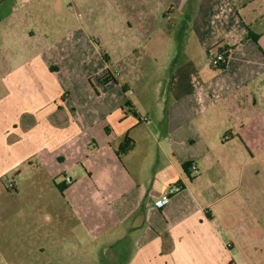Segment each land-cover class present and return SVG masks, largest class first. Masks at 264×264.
<instances>
[{
  "label": "crops",
  "instance_id": "0c3cea01",
  "mask_svg": "<svg viewBox=\"0 0 264 264\" xmlns=\"http://www.w3.org/2000/svg\"><path fill=\"white\" fill-rule=\"evenodd\" d=\"M30 1L0 0V48L25 52L0 70V182L52 183L75 231L126 264H257L262 232L229 216L250 195L222 204L264 158V0H138L136 46L169 66L156 97L135 94L113 69L115 47L80 28L39 45L22 23ZM177 184L164 209L152 205Z\"/></svg>",
  "mask_w": 264,
  "mask_h": 264
},
{
  "label": "rangeland",
  "instance_id": "374dc122",
  "mask_svg": "<svg viewBox=\"0 0 264 264\" xmlns=\"http://www.w3.org/2000/svg\"><path fill=\"white\" fill-rule=\"evenodd\" d=\"M138 5V0H32L22 23L35 29L41 46L52 44L74 28L99 40L103 50L105 42L113 45L112 66L120 78L135 94L150 91L156 97L157 84L166 82L169 66L149 64L146 50L137 48L136 18L143 9ZM148 19L150 25L157 21L154 16L148 15ZM4 46L0 48V61H4L1 71L6 59L13 61V68L25 60V52L15 53L7 43ZM27 50L34 56L40 48ZM149 73L151 76H146ZM251 169V180L247 179L241 191L226 198L222 206L249 194L251 200H246L245 206L230 209L231 225L235 223L237 229L246 225L251 235L259 230L264 236V158L255 160ZM7 184L6 179L0 182V264H126L127 255L117 257L105 242L92 240L79 228L75 231L79 222L59 204L60 194L52 183L39 181L35 191L29 185L23 189L24 183L19 191L9 190ZM252 260L264 264V250Z\"/></svg>",
  "mask_w": 264,
  "mask_h": 264
},
{
  "label": "built area",
  "instance_id": "2783aa9c",
  "mask_svg": "<svg viewBox=\"0 0 264 264\" xmlns=\"http://www.w3.org/2000/svg\"><path fill=\"white\" fill-rule=\"evenodd\" d=\"M224 62V58L221 55H217L212 59V66L218 67L220 64L222 65V63ZM193 170H196V166L193 165L191 167ZM66 184H72L73 180L71 178H66L65 180ZM9 189H13L14 188V184L13 183H9L8 185ZM182 190V186L181 185H174L173 187L170 188L169 192L167 194H164L163 196L153 200L152 205L157 208V209H164L170 202V198L171 195L174 193H177L179 191Z\"/></svg>",
  "mask_w": 264,
  "mask_h": 264
},
{
  "label": "trees",
  "instance_id": "16d2710c",
  "mask_svg": "<svg viewBox=\"0 0 264 264\" xmlns=\"http://www.w3.org/2000/svg\"><path fill=\"white\" fill-rule=\"evenodd\" d=\"M218 53H219L218 55H221L224 58V62L222 63V65L220 64L218 67H215V69L223 70L226 67V64H227V60H228V57H229V49H220ZM103 80L104 81H109L110 80L109 74L104 76ZM133 146H134V142L129 137H126L124 142L121 145V150L122 151H127L129 149H132ZM58 188H59L60 192L64 191L63 190L64 188L62 186H58Z\"/></svg>",
  "mask_w": 264,
  "mask_h": 264
}]
</instances>
